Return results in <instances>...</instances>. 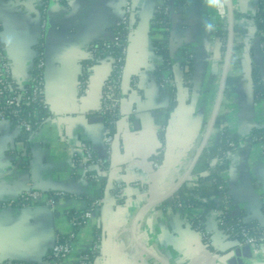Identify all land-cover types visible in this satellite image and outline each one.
I'll list each match as a JSON object with an SVG mask.
<instances>
[{
    "label": "crops",
    "instance_id": "0c3cea01",
    "mask_svg": "<svg viewBox=\"0 0 264 264\" xmlns=\"http://www.w3.org/2000/svg\"><path fill=\"white\" fill-rule=\"evenodd\" d=\"M125 1L0 0V44L11 77L20 88L30 84L41 53L44 100L51 111L27 146L19 140L18 129L0 121V264H46L56 237L71 231L70 213L87 209L99 194L103 203L75 230L64 264H78L96 233L100 248L95 264H164L154 256L168 264H188L206 248L185 216L163 202L145 209L135 224L134 219L144 205L174 187L204 137L225 61V45L213 34L214 24L220 23L216 0H168L171 67L160 76L171 81L165 87L155 75L161 61L151 30L157 1L130 0L132 26L125 47L115 148L107 170L73 163L75 154L82 156L81 143L97 157H106L108 129L97 118L101 88L111 74L110 59L91 66L83 93L77 87L83 63L91 59L90 45L112 36ZM224 5L227 12L226 1ZM231 6L241 17L255 12L253 0H231ZM238 21L254 32L251 21L234 18V25ZM255 34L239 43V63L232 61L228 74L235 80L223 96L219 115L239 142L225 153L221 176L228 185L230 210L264 228V140H250L251 131L264 129V96L256 98L253 85V68L264 73ZM184 52L193 61L188 82L182 79L187 71ZM168 85L174 86L173 95ZM219 132L214 127L209 140ZM90 174L99 179H90ZM191 176L198 178L193 172ZM117 185L123 187L120 200L115 197ZM29 188L44 194L41 203L18 205L20 194ZM56 191L66 196L50 208L45 199ZM205 228L212 253L232 254L223 264H264V243L258 250L250 249L249 257L243 248H231L235 242L217 231L212 211ZM133 231L152 255L136 244Z\"/></svg>",
    "mask_w": 264,
    "mask_h": 264
},
{
    "label": "trees",
    "instance_id": "16d2710c",
    "mask_svg": "<svg viewBox=\"0 0 264 264\" xmlns=\"http://www.w3.org/2000/svg\"><path fill=\"white\" fill-rule=\"evenodd\" d=\"M156 10L151 20V30L155 38L153 39V46L155 53L161 58L160 63L156 66L155 75L158 78V84L164 82L161 79V73L164 70H169L170 64V52L168 48L169 42V9L168 0H156ZM256 10L252 15L243 14L242 17L239 14H234L235 20L246 19L254 24V32L256 31L255 37H257V31H261L264 34V0H256ZM132 22L129 23L127 28L121 29L117 25L113 28V33L120 32L119 45L116 46L109 41H96L90 45L89 49L94 50V55L97 59H87L83 63V70L80 76V80L85 82L86 85V73L89 71L91 66L96 64L98 61L103 59H108L110 55L115 57H121L122 60L120 64L124 65L123 50L126 47V43L129 37V32L131 30ZM226 24L215 23L213 29V34L222 41L223 46L227 41V29ZM234 32L237 36H242L243 38H250L254 35V32L250 33V30L242 26L239 21L234 25ZM258 41L264 45V35L258 37ZM224 48V47H223ZM239 49V45L235 46V50ZM41 52V51H39ZM184 63L187 67V71L182 76L183 81L188 82L192 76V59L190 53L184 52ZM42 59V54L39 53L35 60V65ZM262 62L264 64V54L262 57ZM239 59L232 62L233 65H238ZM34 65V67H35ZM253 85H254V95L256 98H261L264 96V73L260 72L257 67L253 68ZM32 81L27 86L20 88L15 83L12 84L10 88L7 89L4 100L0 102V108L4 106L5 98L10 94L20 92L25 89L30 94L31 85L35 81L37 71L33 69ZM107 79H112L117 86L114 89V94L119 101L120 99V84L122 78H118V74L115 70L111 71V74ZM234 78L228 77L225 87V95H227L234 83ZM167 86V85H166ZM170 94L173 95L175 88L173 85H168ZM12 109H5L4 119L6 122L10 123L19 131V140L27 146L31 140L34 132L46 122L50 116L51 111L44 100V93L40 97H36L34 101L27 100L26 97L21 99L20 106L16 107L17 112H12ZM119 120V116L107 115L104 116L102 121L108 129V134L114 136L116 132V123ZM20 121L29 122L31 125L30 130H25L21 127ZM224 116L219 115L215 124V127L220 128L219 135L216 138H212L207 142L201 156L199 157L195 167L193 169V174L198 176L197 181L193 186H187L186 182L177 190V192L168 200L163 202L162 205L169 206L172 210H175V204L180 203L182 205V213L191 229L200 230L202 232H207L205 228V223L209 213L213 210L222 209L223 214L217 218L216 229L221 232L224 237L232 242H242V231H247L250 235L257 237L258 243L263 244L259 241L262 231L264 230L261 224L257 220H246L243 213H234L232 211L224 210L223 204L218 200L215 201L212 198H218L222 195L226 196V201L229 203L228 185L226 181L222 178L221 172L226 168L225 153L231 149L229 143L235 142L237 144L238 140L235 137H231L227 131V126L224 125ZM250 140L254 143L262 142L264 140V129H254L250 133ZM206 172V175H202ZM101 198V194L97 198L93 199L90 204ZM86 210V209H85ZM83 211L71 212L69 218L72 216H79ZM264 213V205H263ZM77 227L76 229H78ZM75 229V230H76ZM96 233V232H95ZM210 238V235L207 233ZM98 238V233H96L95 240ZM95 242V241H94ZM210 242V240H209ZM208 244V243H207ZM207 249L213 252V247L208 244ZM90 253V250L84 252Z\"/></svg>",
    "mask_w": 264,
    "mask_h": 264
},
{
    "label": "built area",
    "instance_id": "2783aa9c",
    "mask_svg": "<svg viewBox=\"0 0 264 264\" xmlns=\"http://www.w3.org/2000/svg\"><path fill=\"white\" fill-rule=\"evenodd\" d=\"M256 0H253L255 4V10H256ZM216 9H217V16L220 23L226 24L227 29V12L225 9V0H216ZM133 14V8L130 0H126L123 5V16L120 19V21L117 23V26L120 27L122 30L127 28L131 21V17ZM215 27V24H214ZM120 32L113 33L112 36L109 39H106L104 41L112 42L114 45L118 46L120 43ZM263 32L257 31V37L263 36ZM243 41L242 36H237L234 32V41H233V51H232V58L231 62L237 60L238 54L235 50V46L239 45ZM259 50L262 54H264V45L263 43L258 42ZM90 48V47H89ZM125 49L123 50V55H125ZM227 50V41L225 43V53ZM94 50L89 49V55L92 59H97L94 55ZM110 63H111V71L115 70L118 74V78H122L124 73V65L120 64L122 58L121 57H115L110 55L109 56ZM34 70L37 71V75L35 78V81L31 85L30 94L25 89H22L20 92H16L12 95H8L7 98H5L4 106L0 108V121H5L4 114L5 109L14 108L12 109V112H17L15 110L16 107L20 106L21 99L26 97V99L29 101H34L36 97H40L43 94V86H44V78H43V60H39V62L35 65ZM171 80H164V82L161 84V87H165L167 84H169ZM14 83L12 77H11V71H10V65L9 61L7 59V56L5 55L3 48L0 44V102L4 100L6 91L8 88L12 86ZM117 86L115 85L114 81L112 79H106L102 85L101 88V106L99 111V117L103 119L104 116L107 115H115L120 116V109H119V101H117L114 89ZM79 93H83L86 90L85 82L81 81L77 87ZM47 105V104H46ZM21 127H23L25 130H30L31 125L29 122L26 121H20L19 124ZM114 142V136L107 134L105 137V148H106V157L100 158L94 155L91 148L86 145L85 143H81L80 149L82 151V156H78L75 154L73 158V163L75 166H78L79 164L83 165L84 167L89 166H97L100 169L107 170V162L110 159L111 150L113 147ZM239 142V141H238ZM237 142V143H238ZM236 143L231 142L229 143V147H235ZM159 163L158 161L153 163V167H158ZM87 177L93 180H98V175L96 174H90ZM196 176H190L188 180L186 181L187 186L191 187L194 185V183L197 181ZM123 193V187L122 185L116 186V192L115 197L117 200H120ZM44 194L36 189H26L24 190L18 200L17 204L21 206H28V205H34L41 203L43 199ZM66 194L64 192H52L50 195L47 196L45 199V205L53 208L55 204V200L59 197H65ZM219 201L223 204L224 210H230L229 203L226 201V196L222 195L219 197ZM103 203V199H98L97 201H94L90 204V207L86 209L81 215L79 216H72L70 218V224H71V231L66 236H57L56 241L53 244V246L50 249V252L47 257V263L46 264H64V261L69 256L71 249H72V240L75 238V229L77 227H81L91 218L93 212L99 208V206ZM175 210L182 213V205L180 203L175 204ZM215 215L216 221L217 218H219L223 214L222 209H217L212 211ZM264 229V228H263ZM201 237L204 245L205 250L204 252H208L213 259H216V256L214 253L208 251L207 245H211V240L209 236L207 235V232H202L200 230H195ZM221 233V232H220ZM222 234V233H221ZM223 235V234H222ZM242 242H237L240 247H249L253 250H258L260 245L258 243L257 237L250 235L247 231H242ZM210 240V242H209ZM259 241H262L264 243V230L261 233V236L259 238ZM208 243V244H207ZM99 239L97 238L92 245L90 249V253H83L80 255L78 259V264H95V259L99 253ZM190 264V262L188 263ZM201 264H205L204 262Z\"/></svg>",
    "mask_w": 264,
    "mask_h": 264
},
{
    "label": "water",
    "instance_id": "95a60500",
    "mask_svg": "<svg viewBox=\"0 0 264 264\" xmlns=\"http://www.w3.org/2000/svg\"><path fill=\"white\" fill-rule=\"evenodd\" d=\"M226 1V5H227V50L225 53V61H224V67H223V71H222V75H221V79L219 82V86H218V90H217V95H216V100L211 112V116L210 119L208 121L207 124V128L204 134V137L201 141V144L194 156V158L192 159L191 163L189 164L188 168L186 169V171L184 172V174L182 175V177L179 179V181L174 185V187H172V189H170L167 193H165L162 197H160L159 199H156L154 201H151L149 203H147L146 205H144L139 213L137 214V216L134 219V224L137 220V218L139 217V215L147 208L152 207L154 205H158L166 200H168L169 198H171L176 192L177 190L188 180V178L192 175L193 169L195 167V164L197 163L199 157L201 156L204 148L207 145V142L209 141L210 138V134L212 132V130L215 127L217 118L219 116V112H220V108L222 105V100H223V96L225 93V87H226V81L228 78V74H229V70H230V66H231V58H232V51H233V41H234V14H233V9L231 6V0H225ZM97 120H102L100 117L97 118ZM115 138H114V142H113V148H115ZM205 175V173L203 174ZM134 228V227H133ZM132 237L134 239V241L136 242V244L145 252L151 254V252H149L139 241L138 237L136 236L135 232L133 231L132 233ZM231 248L236 249V248H243V253L245 256L249 257V253H250V248L249 247H240L239 244L237 242L233 243ZM236 255H238L237 253H235ZM152 255V254H151ZM216 259H213L211 257V255L208 252H202L200 253L197 257H195L194 259H192L190 261V264H198L200 261L204 262L205 264H223L225 262V259L227 258H231L232 254L229 253L227 255H223L218 257V255H216ZM156 257L158 260H160L161 262H163L164 264H168L164 259H161L157 256ZM229 264H233V263H229ZM238 264H241L240 261H238Z\"/></svg>",
    "mask_w": 264,
    "mask_h": 264
},
{
    "label": "rangeland",
    "instance_id": "374dc122",
    "mask_svg": "<svg viewBox=\"0 0 264 264\" xmlns=\"http://www.w3.org/2000/svg\"><path fill=\"white\" fill-rule=\"evenodd\" d=\"M201 263H203L202 261H200L198 264H201Z\"/></svg>",
    "mask_w": 264,
    "mask_h": 264
}]
</instances>
